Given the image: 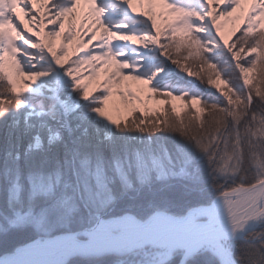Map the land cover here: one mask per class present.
Listing matches in <instances>:
<instances>
[{"label":"snow or ice","instance_id":"obj_1","mask_svg":"<svg viewBox=\"0 0 264 264\" xmlns=\"http://www.w3.org/2000/svg\"><path fill=\"white\" fill-rule=\"evenodd\" d=\"M0 264H264V0H0Z\"/></svg>","mask_w":264,"mask_h":264},{"label":"bare ground","instance_id":"obj_2","mask_svg":"<svg viewBox=\"0 0 264 264\" xmlns=\"http://www.w3.org/2000/svg\"><path fill=\"white\" fill-rule=\"evenodd\" d=\"M225 34L226 35L228 34V30L227 29H225ZM134 87H135V85H134ZM173 103H175L177 105L179 103V101H174Z\"/></svg>","mask_w":264,"mask_h":264},{"label":"rangeland","instance_id":"obj_3","mask_svg":"<svg viewBox=\"0 0 264 264\" xmlns=\"http://www.w3.org/2000/svg\"><path fill=\"white\" fill-rule=\"evenodd\" d=\"M220 86L223 87L222 84H221ZM181 105H182V102L179 101V103H178L176 106H177V108L179 109V108L181 107Z\"/></svg>","mask_w":264,"mask_h":264}]
</instances>
